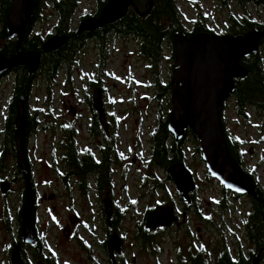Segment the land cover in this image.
Masks as SVG:
<instances>
[{"label":"rangeland","instance_id":"obj_1","mask_svg":"<svg viewBox=\"0 0 264 264\" xmlns=\"http://www.w3.org/2000/svg\"><path fill=\"white\" fill-rule=\"evenodd\" d=\"M70 23V30L77 28V20L82 15L92 16L98 11L102 0H78ZM182 16V32H190L193 21L213 31L216 35H229L231 32L230 17L240 18L247 14L254 21L264 25V6L248 5L246 10L237 7L235 0L227 1L224 7L222 0H174ZM253 2V1H252ZM39 22L32 30V35H39L43 40L47 34H55L56 18L53 15L51 3L40 4ZM69 30V31H70ZM162 53L156 75L146 70V62L139 54V47L133 39L111 40L100 59L97 58L96 48L87 43L85 50L75 58H71L60 69L55 81L47 85L41 76H37L36 84L28 101V115L37 122L36 133L29 137L28 156L31 164L32 180L37 189V200L40 207L36 210L35 228L45 247L55 253L52 264H83L88 258L78 249L72 238L63 235L60 221H67L70 227L75 226V216L68 217L60 211L58 200L42 201V195L58 193L55 178V167L62 155L60 144L62 128L73 125L76 116H86L85 97L90 95L88 83L102 79L105 89L104 100L107 110L111 113L117 129L115 133V154L122 162L111 164L110 184L117 207L125 213L126 219L122 225V235L125 237V255L141 259L136 243L134 224H137L145 210L154 208L156 203L163 200V192L153 189L152 177L162 181V186L172 196L171 186L164 181L166 172L157 170V167L148 164L150 155L151 132L156 127L158 117L166 119L170 111L169 94L163 87L168 85L171 78L173 60L169 39L163 43ZM264 58V45L259 47ZM152 74V75H151ZM11 77L0 81V133L2 131L4 115L11 102ZM234 99L231 96L224 105L223 125L227 135L244 142V162L247 172H251L257 183L264 191V117L249 108L248 119L239 118L235 112ZM170 105V106H169ZM81 146H87L82 143ZM198 141L189 135L184 141L183 162L196 179L203 192L204 204L202 209L206 214L215 213L214 201L216 195L223 188L211 179L197 152ZM254 148V155H248V150ZM2 149L0 135V151ZM117 152V153H116ZM241 154V152H240ZM115 160V158H113ZM120 160V161H121ZM15 161L4 155L0 165V184L7 182L12 175V166ZM244 169V168H243ZM249 169V170H247ZM254 172V173H253ZM124 175V176H123ZM9 192L3 195L0 191V264H10V248L18 241L17 212L21 207L22 199L19 195V186L9 187ZM13 190V192H11ZM207 215V216H208ZM89 218V216H88ZM213 223H217L215 218ZM60 228V229H59ZM87 242L85 234L79 235ZM166 240H168L166 238ZM168 251V247H165ZM82 253V254H81ZM100 262L104 263V256L97 253ZM26 257L22 253V258ZM167 260L166 252L162 255V263ZM31 264H38L30 258ZM145 264V263H144Z\"/></svg>","mask_w":264,"mask_h":264},{"label":"flooded vegetation","instance_id":"obj_2","mask_svg":"<svg viewBox=\"0 0 264 264\" xmlns=\"http://www.w3.org/2000/svg\"><path fill=\"white\" fill-rule=\"evenodd\" d=\"M76 2L78 6L79 1L76 0ZM100 2L97 7V12L92 16H80L77 24L79 25L81 21L88 18H97L103 7L100 6ZM53 15L57 19L54 11ZM77 28L74 31L70 30V32H76ZM128 38L133 39L138 44L139 54L147 64L146 70L156 75L150 69V61L141 54L140 39H135L133 36H118L114 30H111L106 34L105 40L106 44H109L111 40H126ZM87 43L95 46L96 51H98L97 58L100 59L101 46L93 38H89ZM169 45L171 48L172 44L170 41ZM78 54H80V51ZM11 73L8 72L0 80L4 81ZM101 81L102 79L98 78L96 81L89 82L88 88L90 91L94 88H100L102 91V107L104 109L108 132H104L99 122L98 114L93 109L90 92V95H87L83 102L86 106V116L82 114L76 116L73 125L66 128L72 135L71 156L73 158L65 159V156L68 155V150L59 147L63 153L57 161L59 165L55 167L58 193L56 196L49 195L53 197L51 200L54 197L55 200H58V207H60L61 212L65 213L66 216L68 215V217L71 215L75 216V226L70 227L67 221H60L59 227H62L61 230L65 237L68 239L72 238L73 242L77 246L79 245L78 249L88 258L86 264H264V216L261 219L257 217L256 209L253 207L251 201L253 199L222 189L216 195L215 200L217 201H214V209L216 212L208 215L206 214V210L202 209L204 204L203 192H201L196 179L194 178L195 190L189 192L187 199H184L180 193L176 192V187L170 177L167 176V173L163 178L165 182L170 184L172 196H170L164 186L160 185L162 181L158 178L152 177L150 180L153 182V189L158 192L162 191L164 194L163 200L156 203L157 205L155 207H170L173 210L175 220L169 227H157L152 230L145 226V219L148 215L145 216V214L149 208L145 210L141 220L133 225L135 228L137 248L143 257L138 260L131 257V261H129L124 251L125 237L122 235V225L126 219V214L117 207L114 196L111 193L110 184L111 174L113 173L111 171V164L118 165L121 168L119 164L122 162L118 154L114 155V160L112 156L110 157L109 152L111 142H115L114 131L117 129V125L111 113L107 110V103L104 100V84ZM12 98L13 96H11V102ZM26 108L28 110V105ZM253 110L252 113H258L264 117L262 110ZM248 112L250 111L248 110ZM10 113L11 109L8 104L5 115L7 116ZM82 143H86L87 146H81ZM5 152L9 158L15 161L13 157V152H15L14 145H6L5 148L2 146L0 151L1 160L4 159ZM239 152H241V165L246 169L243 146ZM254 152V148H250L248 155L253 156ZM25 158L34 190L33 206L35 214L41 205L37 200V189L32 180L28 145H26ZM166 169L157 168V170L162 172H166ZM7 182L11 187L18 184L20 199H22L24 192L23 177L21 172L16 168V161L15 165L12 166V175L10 178H7ZM49 196L42 195V201L47 200ZM107 202L111 206V217L109 221L105 215V204ZM214 218L217 223H213ZM34 229L36 240L40 243L37 242L34 247L25 245L27 248L19 240L20 243L17 241L14 244L19 245L21 256L22 253L26 254V257L24 259L22 258L25 264H31L30 258L37 261L38 264H52V258H54L55 253L49 251L44 243H41L43 241L40 239L39 233L35 228V216ZM81 234L87 236V242L82 237L76 240L75 236L78 238ZM113 235L118 236L123 241L121 253H114V263L107 249L108 241ZM165 247H168V251H166ZM41 250L44 252L45 257L41 256L38 259L35 255ZM100 251L104 256V263H101L97 256V253ZM165 252L167 254V260L165 263H162V255ZM46 257L52 262H48L45 259Z\"/></svg>","mask_w":264,"mask_h":264},{"label":"water","instance_id":"obj_3","mask_svg":"<svg viewBox=\"0 0 264 264\" xmlns=\"http://www.w3.org/2000/svg\"><path fill=\"white\" fill-rule=\"evenodd\" d=\"M253 2L262 0H251ZM11 8L6 15V32L11 40H16L15 53L6 57L0 54V78L16 68H25L29 75L35 74L41 61V53L48 54L66 45L68 36L53 35L47 38L41 52H23L21 43L29 21L36 8L34 0H10ZM153 6L151 0H145L144 12L147 16ZM132 0H109L100 10L97 18H88L79 23L76 34L91 33L103 27L113 25L123 19ZM264 39V29H252L243 35H216L197 33L187 36L178 31L173 34L174 57L169 82L170 111L167 130L175 143L182 141L187 131L198 141V151L208 176L215 180L225 191L240 196L257 199L256 190L250 177L230 156L224 129L219 117V110L234 92L236 80L247 76V70L240 64L241 60L255 55L259 44ZM92 106L105 133L108 132L102 91L94 88L91 91ZM13 145L16 167L23 177V198L20 208L19 241L28 246H36L34 229V190L29 177L26 150V101L21 95L14 104ZM176 187V192L187 199L188 193L195 190L194 177L184 163L171 164L166 169ZM8 182L0 184L3 195L9 192ZM53 197L49 196L48 200ZM107 220L111 217L110 203L105 204ZM173 210L170 207L158 206L148 213L145 226L149 229L169 227L174 222ZM123 241L113 235L107 244L111 260L114 253L120 254ZM10 264H25L18 244L10 248Z\"/></svg>","mask_w":264,"mask_h":264},{"label":"trees","instance_id":"obj_4","mask_svg":"<svg viewBox=\"0 0 264 264\" xmlns=\"http://www.w3.org/2000/svg\"><path fill=\"white\" fill-rule=\"evenodd\" d=\"M108 0H102L100 6H104ZM153 6L150 13L147 16H139L137 12H144L145 0H132L134 7H130L126 16L119 20L116 24L106 26L101 30H96L91 33H83L77 35L76 32H70V21L74 10L77 7L76 0H34L36 8L33 12L32 19L29 21L25 36L21 43V51L23 52H41V46L44 42L41 36L32 35V30L35 26L41 22V17L39 16L40 4L45 3L46 5L50 2L52 10L56 13L57 19L54 26V35H68V41L65 46L57 51L42 54L41 61L37 72L35 74L29 75L25 68H16L12 70L11 76V96L12 102L9 103L11 113L9 115H4V122L2 127L1 142L2 146L5 148L6 145L13 146V120H14V104L16 100L23 95L25 97L26 104L31 97L32 91L36 84L37 76H41L43 81L47 85L52 84L60 69L68 60L75 57L79 51H83L86 46L88 39L93 38L101 46V57L103 56V50L106 47V34L111 30H114L118 36H133L135 39L141 40L140 51L141 54L150 61L151 70L154 73L157 71V67L160 61V56L162 53L163 43L166 38L172 44L170 48L171 59L174 57V49L172 43V36L178 31H183L182 16L177 9L174 0H151ZM227 1L222 0V4L225 7ZM238 8L246 10L248 5H254L255 7L264 6V0L252 2L251 0H235ZM11 8L10 0H0V54L6 57H10L15 53V43L16 40L9 39L6 32V15ZM230 26L228 27L231 35H243L252 29H264V25L254 21L247 14L242 15L240 18L230 17ZM192 28L190 32H184L187 36L197 33H210L213 31L208 29L206 26L202 25L199 21L192 22ZM51 37L47 34V38ZM264 45V39L260 42L259 47ZM82 50V51H81ZM240 64L247 70V76L243 79L235 81L234 92L232 97L234 99L235 112L239 118L248 119L247 112L249 108L259 109L264 112V58L261 51L259 50L255 55H251L247 59L241 60ZM7 77V78H8ZM1 79V78H0ZM1 81V80H0ZM166 94H169L170 87L169 84L163 87ZM170 106V105H169ZM224 107L219 110V117L224 129ZM168 113L165 120L162 121L160 116L157 119L156 127L151 132L150 139V157L148 164L155 166L157 168L166 169L172 163L183 162L184 141L190 135L192 139L196 140L195 137L187 131L183 139L179 143H175L167 130ZM26 117L28 122V128L26 130V145L28 138L34 133H36L37 122L34 118L28 115V110L26 108ZM226 146L228 152L233 160H235L240 166L241 165V154L239 150L244 145L240 139L233 136L227 135L225 129ZM60 148H66L68 155L65 159H72L71 149H72V135L65 127L62 128V141ZM198 152V149H196ZM110 157L114 158L115 148L114 143L111 142ZM6 153V152H5ZM13 157L15 158V152H13ZM2 160L0 159V165ZM17 168V167H16ZM18 170V169H17ZM246 174L250 177L254 184L257 199L251 200L253 207L256 209L257 217L259 219L264 216V191L257 183L255 176L250 172L243 169ZM29 171V169H28ZM149 208L145 216L151 211ZM17 225H18V240H19V227H20V209L17 212ZM76 240H79L75 236ZM40 240V239H39ZM19 242V241H18ZM38 242V240H37ZM20 243V242H19ZM40 243V242H38ZM43 244V242H41ZM41 244V245H42ZM25 246V245H24ZM26 247V246H25ZM27 248V247H26ZM39 259L44 256V252L38 251L35 255ZM48 262H52L47 257Z\"/></svg>","mask_w":264,"mask_h":264}]
</instances>
